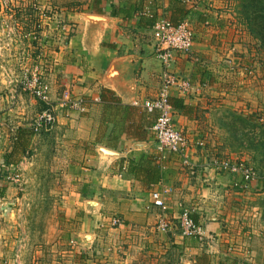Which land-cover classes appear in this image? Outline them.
Returning a JSON list of instances; mask_svg holds the SVG:
<instances>
[{
    "label": "rangeland",
    "instance_id": "obj_1",
    "mask_svg": "<svg viewBox=\"0 0 264 264\" xmlns=\"http://www.w3.org/2000/svg\"><path fill=\"white\" fill-rule=\"evenodd\" d=\"M81 2L0 0V264H183L176 243L168 251L174 255L170 262L155 255L153 242L159 254L168 250L166 235L155 229L162 211L123 210L126 201L115 190H98L80 156L78 168L69 164L76 83L64 72L65 14ZM227 2L233 12L227 9L222 21L229 28L220 22L215 57L207 53L209 72L217 77L207 123L219 128L214 144L221 150L210 149L207 160L243 161L257 171L259 183L244 188L240 175L215 170L227 179L207 203L219 210H264V42L245 23L240 1ZM21 128L33 129V135L24 157L18 152L20 160L10 166Z\"/></svg>",
    "mask_w": 264,
    "mask_h": 264
},
{
    "label": "crops",
    "instance_id": "obj_2",
    "mask_svg": "<svg viewBox=\"0 0 264 264\" xmlns=\"http://www.w3.org/2000/svg\"><path fill=\"white\" fill-rule=\"evenodd\" d=\"M229 6L227 0H82L65 14L69 46L64 72L76 83L68 124L69 164L78 168L80 156L98 190H115L126 201L123 210L162 211L161 216L171 222L170 231L160 232L166 235L163 246L168 250L161 255L158 242L153 247L155 255L168 257V262L174 257L168 251L176 243L183 264H264V210H233L232 206L219 210L207 203L214 191L216 199L220 183L227 179L214 173L207 160L210 149L221 151L220 130L207 123L213 117L215 100L210 92L217 78L209 72L212 60L207 53L215 57L213 47L222 37L220 22L229 28L222 21ZM162 18L175 23L190 20L197 31L193 51L176 54L172 64L176 73L191 78L194 88L188 93L174 90L171 97L179 105L172 103L173 123L188 138L190 156L197 164L195 174L176 154L161 158L153 131L157 115L143 106L157 97L162 83L164 64L154 35V26ZM198 56L204 60L195 61ZM208 135L209 143H203ZM147 168L159 171L160 180L152 182ZM211 174L212 182L207 179ZM261 185L264 190V182ZM164 187L171 192L161 208L152 201V192ZM224 193L237 198L232 191ZM185 208L213 240L182 236L180 215ZM254 238L260 243H253Z\"/></svg>",
    "mask_w": 264,
    "mask_h": 264
},
{
    "label": "built area",
    "instance_id": "obj_3",
    "mask_svg": "<svg viewBox=\"0 0 264 264\" xmlns=\"http://www.w3.org/2000/svg\"><path fill=\"white\" fill-rule=\"evenodd\" d=\"M195 28L190 20H183L174 23L169 19L162 18L154 26V35L158 41V52L164 69L162 70V83L158 95L152 100L145 101L143 106L149 113L157 115L154 122L153 131L156 136L157 149L161 158H166L168 154L178 155L185 168L195 174L197 164L192 160L188 150V138L179 130L174 122V106L171 101L172 92L177 90L181 93H188L194 88L191 78L174 72L172 64L175 55L178 53H191L195 45ZM73 106L76 104L72 103ZM43 119V118H42ZM52 117L46 118L51 121ZM38 130L39 127H36ZM211 168L216 170H228L233 174L240 175L242 187L250 188L259 183V174L255 169L245 164L243 161L231 162L230 160H213L209 163ZM171 192L170 187L155 189L152 192V201L158 207L165 208L166 195ZM180 226L184 237H195L200 241L213 240L212 235L207 234L201 225L196 222L190 209L181 211ZM171 227L168 217H160L157 228L159 232L167 233Z\"/></svg>",
    "mask_w": 264,
    "mask_h": 264
},
{
    "label": "trees",
    "instance_id": "obj_4",
    "mask_svg": "<svg viewBox=\"0 0 264 264\" xmlns=\"http://www.w3.org/2000/svg\"><path fill=\"white\" fill-rule=\"evenodd\" d=\"M239 1L240 2H239L238 10L240 9L239 11L241 12V15L244 16L246 20L245 23L248 24L249 28L253 33L263 38V42H264V0H239ZM172 103L175 106H179L177 103H174V101ZM32 135H33V129L30 130L26 128H21L20 133H18L17 135L14 149L11 152V154L8 156L10 159L7 162V164L9 165L16 164L18 160H20V159L17 160V158H15L18 152L21 154L20 156L26 154L27 148L30 144V138L32 137ZM146 171L148 173V177H150L152 182L153 180L155 181L160 180L161 173L159 171H155V170L153 171V168H147ZM263 220H264V211H263ZM181 234H182V230H181Z\"/></svg>",
    "mask_w": 264,
    "mask_h": 264
}]
</instances>
